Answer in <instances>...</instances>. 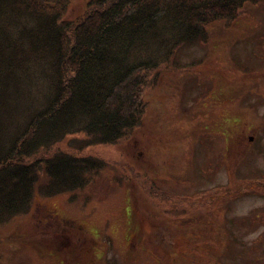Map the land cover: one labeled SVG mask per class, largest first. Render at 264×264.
Listing matches in <instances>:
<instances>
[{
  "label": "rangeland",
  "instance_id": "374dc122",
  "mask_svg": "<svg viewBox=\"0 0 264 264\" xmlns=\"http://www.w3.org/2000/svg\"><path fill=\"white\" fill-rule=\"evenodd\" d=\"M88 2L72 0L65 19ZM207 29L208 41L159 69L142 125L90 149L108 165L88 195L36 196L29 213L0 224V264H264V0ZM240 184L252 191L222 198ZM170 193L222 199L200 208Z\"/></svg>",
  "mask_w": 264,
  "mask_h": 264
},
{
  "label": "trees",
  "instance_id": "16d2710c",
  "mask_svg": "<svg viewBox=\"0 0 264 264\" xmlns=\"http://www.w3.org/2000/svg\"><path fill=\"white\" fill-rule=\"evenodd\" d=\"M258 1L89 0L66 20L72 0H0V224L29 213L36 196L88 195L108 165L90 149L115 145L142 125L159 69L178 66L179 51L208 41V24L235 20ZM250 189L240 184L213 201L168 195L206 208ZM13 239L36 245L22 235L5 240Z\"/></svg>",
  "mask_w": 264,
  "mask_h": 264
}]
</instances>
